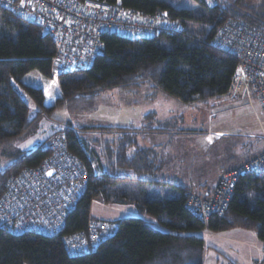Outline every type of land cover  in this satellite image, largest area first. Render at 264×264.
I'll return each instance as SVG.
<instances>
[{
  "label": "trees",
  "instance_id": "1",
  "mask_svg": "<svg viewBox=\"0 0 264 264\" xmlns=\"http://www.w3.org/2000/svg\"><path fill=\"white\" fill-rule=\"evenodd\" d=\"M100 1H119L138 16L164 9L183 24L184 34L160 32L154 37L133 38L103 33V47L89 68L56 75L60 93L50 103L43 89L26 83L24 77L32 70L46 79L55 76L54 42L35 23L1 9L0 156L9 162L0 164V195L12 176L37 166L48 155L44 141L28 151L7 152L16 139L36 125L42 113L51 115L68 102L92 100L101 91L132 90L145 83L154 93L162 92L185 104L223 98L229 94L237 60L212 43L216 29L231 18L246 22L264 35V0H211L210 4L193 0L194 7L174 6L170 0ZM23 94L33 101L34 113ZM135 129L76 127L67 121L55 131L65 132L68 151L87 171V187L57 234H17L0 228V264H203L205 245L197 233L235 228L254 231L264 249L263 174L239 175L224 214L213 215L203 224L185 207L191 188L159 184L145 177L158 170L154 150L140 148L131 138L124 146L122 136L116 141L90 143L83 138L91 131L129 135ZM168 129L166 121L150 128ZM94 200L130 205L134 214L112 220L117 224L115 230L95 250L71 255L64 248L63 237L86 228Z\"/></svg>",
  "mask_w": 264,
  "mask_h": 264
},
{
  "label": "built area",
  "instance_id": "2",
  "mask_svg": "<svg viewBox=\"0 0 264 264\" xmlns=\"http://www.w3.org/2000/svg\"><path fill=\"white\" fill-rule=\"evenodd\" d=\"M1 9L27 20L33 16V23L49 35L55 46V75L89 68L103 47L105 32L139 38L185 31L164 9L138 16L131 8L100 0H0ZM212 43L237 60L229 93L246 98L251 107L255 96L264 115V35L244 21L228 18L216 29ZM256 122L264 141V116H256ZM44 147L48 155L12 176L2 191L0 228L17 234H57L83 195L88 174L68 151L65 132L49 135ZM244 173L264 175V148L221 170L209 192L190 190L185 207L203 224L224 214L236 180ZM116 226L115 221L91 216L84 230L63 237L64 248L71 255L95 250Z\"/></svg>",
  "mask_w": 264,
  "mask_h": 264
},
{
  "label": "rangeland",
  "instance_id": "3",
  "mask_svg": "<svg viewBox=\"0 0 264 264\" xmlns=\"http://www.w3.org/2000/svg\"><path fill=\"white\" fill-rule=\"evenodd\" d=\"M170 1L174 6H196V2L193 0ZM206 2L210 4L212 1L206 0ZM245 2L258 3L259 0H245ZM24 81L41 87L50 103H54L59 96L56 75L46 79L32 70L25 75ZM23 97L30 105L31 112L34 113L36 107L33 101L25 94ZM40 116L31 130L23 133L11 144L7 151L9 155L16 151H28L34 148L38 143L44 141L49 134L59 130L67 121L76 127L120 125L127 123L129 121L127 119L132 116V119L135 118L132 120L133 123L139 126L152 122L149 119L150 116H157L160 119L169 116L170 119L168 118L166 123L172 129L173 140L183 142V147L178 145L180 153L185 145L187 146V157L172 159V166L175 167L169 164L168 171L171 177L173 176L172 179L188 177V180H191L194 185L197 181L205 183L214 181L221 163L228 159L234 160L248 156V153L259 149L263 141L259 137L261 131L258 128L256 116L263 119L264 115L255 96L252 97V107L247 103L246 98L231 93L219 99L185 104L162 92L154 93L148 83L132 90L114 88L101 91L92 100L68 102L62 107L56 108L51 115L42 113ZM221 119L224 120L222 126L228 127V129L217 127L220 125L217 122L220 121L216 120ZM198 129H204L203 136H196L195 131H199ZM184 131H186L185 134ZM218 133H222L223 136L220 137L221 135L219 136ZM104 135L106 134L91 131L85 133L83 138L89 143L91 141L101 142L108 139ZM92 145L95 148L94 142ZM8 162V158L0 156L1 166ZM90 213L102 218H120L126 214V212L120 213L105 207L102 200L92 202ZM237 230L243 232L244 236H237L236 240L228 243L226 249H223L224 245L221 244V241L229 242L223 238V235L238 233ZM228 232L230 233H215L212 237H208L205 231L197 233L205 241V254L208 245H213L215 247L213 251L216 249L218 252L216 255L218 263L214 260L215 255L209 254L208 257L206 255L204 264H248L249 258L247 260V256L256 259L257 264H261L262 260L264 261V249L262 244L258 242L254 231L235 228ZM237 251L245 253L246 256L236 255ZM252 264H256V262Z\"/></svg>",
  "mask_w": 264,
  "mask_h": 264
},
{
  "label": "crops",
  "instance_id": "4",
  "mask_svg": "<svg viewBox=\"0 0 264 264\" xmlns=\"http://www.w3.org/2000/svg\"><path fill=\"white\" fill-rule=\"evenodd\" d=\"M154 117V118H153ZM133 117L130 116L127 121H123V122H127V123H122V124H118V125H104V126H134L136 129L135 130H131V133L129 135H127L128 133L125 132H119V131H113V132H102V134H106L104 135V137H107L108 139H105L107 141H116L119 137L122 136L123 140L122 142H124V146L127 145L128 140L131 141H135V143L137 144V146H139L140 148H145V149H152L154 150V153L156 154V158H153V161L155 162V165L158 170L154 171L153 173H149L148 175H146L145 177H147L149 180L154 181V182H158L159 184L161 183H169V184H174V185H179V186H183V187H189L191 189L197 190V191H210L214 185V182L216 181V178L218 176V173L221 169L224 168H228V167H232L235 164L247 159L248 157H250L251 155L255 154L256 152L262 150L264 148V141H262V146L259 149H256L255 151L253 150L251 153H248V156L246 157H242V158H237L234 160H227L226 162H223L219 165V169H218V173L214 179V181L209 182V183H205L203 181H197L195 183V185L193 184V182L190 180H188V177H176L177 179H172L170 172L168 171L169 164L170 166H172V159H174L175 157L182 159L187 157V146L185 145L184 149H182L181 153L178 150V145L183 147V142L181 141H177V140H173V136H172V129H168V130H150L151 127H155V125H159L162 124V122H165L168 118H170L169 116H165L162 117L161 119L158 118L157 116H152L149 117L150 122L148 124V127L145 129H142L143 126H146L147 124H140L139 126L135 125L133 123L132 119ZM159 121V122H158ZM216 121H220L217 122L220 125H218L217 127H219V129L222 128H227L225 126H222V123L224 120H216ZM144 122V121H142ZM213 125V124H212ZM222 127V128H220ZM199 131L202 130L201 132L199 131H195L196 132V136H203L204 135V129H198ZM188 132V131H187ZM186 133V131H184V134ZM190 133V132H188ZM123 134V135H121ZM126 136H125V135ZM220 137H222V133H218ZM232 134V133H231ZM236 135V134H233ZM103 136V135H101ZM259 137L262 139V137L259 135ZM116 139V140H115ZM263 140V139H262ZM132 150H130L131 152ZM175 167V166H172ZM178 168V166H177ZM171 177V178H170ZM105 207H108L110 209H112L113 211H118L120 213H125L126 214H134V211L132 209V207L130 205H120V204H110V203H104ZM125 214V215H126ZM91 216H94L91 214ZM97 217V216H95ZM102 218V217H99ZM119 217H114V218H103V219H108V220H115ZM237 229H241V228H237ZM232 229L226 230V231H221V232H209V231H205V233L208 235V237H212L213 234H217V233H230L228 231H230ZM245 230V229H244ZM243 231V230H242ZM238 233L233 232L231 234H224L223 238L226 241L229 242H224L221 241V244L224 245L223 249H226V246H228V243L233 242V240H236L237 236H244L243 232H239L237 230ZM199 235V234H198ZM258 240V239H257ZM204 241V239H203ZM258 242L260 244H262L259 240ZM204 245H205V241H204ZM241 246H245V245H241ZM263 247V244H262ZM213 248H215L213 245H208V250L206 251L205 254V248H204V252H203V264H204V259L206 258V255L208 257L209 254H213L215 255L214 257L211 255V257L214 258L215 261H217L218 263V259L216 257L217 255V250L215 249L213 251ZM238 256H246L245 253H241L239 251H237ZM249 255V254H248ZM260 258V255L258 256ZM249 258V260H248ZM247 262L248 264H252L253 262H256L257 264V260L256 259H252L251 256H247ZM263 262V260L261 261V263Z\"/></svg>",
  "mask_w": 264,
  "mask_h": 264
},
{
  "label": "water",
  "instance_id": "5",
  "mask_svg": "<svg viewBox=\"0 0 264 264\" xmlns=\"http://www.w3.org/2000/svg\"><path fill=\"white\" fill-rule=\"evenodd\" d=\"M118 4H120V2L118 1L117 2ZM28 22L32 23L33 22V16H31L29 19H28ZM51 172H48L47 174L49 175Z\"/></svg>",
  "mask_w": 264,
  "mask_h": 264
},
{
  "label": "snow or ice",
  "instance_id": "6",
  "mask_svg": "<svg viewBox=\"0 0 264 264\" xmlns=\"http://www.w3.org/2000/svg\"><path fill=\"white\" fill-rule=\"evenodd\" d=\"M209 139H211V138H209Z\"/></svg>",
  "mask_w": 264,
  "mask_h": 264
}]
</instances>
